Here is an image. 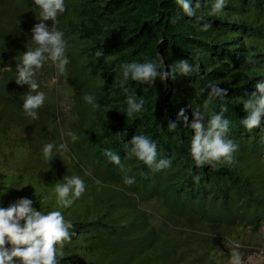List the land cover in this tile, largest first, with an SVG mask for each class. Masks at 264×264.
I'll return each instance as SVG.
<instances>
[{
    "label": "trees",
    "instance_id": "1",
    "mask_svg": "<svg viewBox=\"0 0 264 264\" xmlns=\"http://www.w3.org/2000/svg\"><path fill=\"white\" fill-rule=\"evenodd\" d=\"M213 3L201 0L196 8L192 0L196 17H188L176 0H65L56 28L70 63L64 75L50 61L37 73L46 100L32 120L22 108L29 88L16 84V65L36 47L32 28L40 9L34 0H0V207L28 198L45 214L61 211L75 235L60 264H227L232 239L244 261L264 254V117L251 132L240 123L247 115L243 102L264 81V0H226L215 16L209 15ZM205 22L208 31L201 30ZM160 58L174 76L121 85L123 64ZM181 60L198 70L182 76ZM209 83L227 94L205 108ZM133 94L145 104L130 118L126 99ZM225 106L228 138L239 145L236 163L198 168L190 155L194 130L182 119L176 131L167 125L177 122L180 109L190 125L195 108L210 116ZM137 135L155 141L157 159H170L171 167L153 171L129 158ZM47 143H66L68 151L54 147L46 160ZM105 149L120 155L124 170L108 161ZM73 175L86 191L63 208L54 187ZM125 176L135 183L125 185Z\"/></svg>",
    "mask_w": 264,
    "mask_h": 264
},
{
    "label": "clouds",
    "instance_id": "2",
    "mask_svg": "<svg viewBox=\"0 0 264 264\" xmlns=\"http://www.w3.org/2000/svg\"><path fill=\"white\" fill-rule=\"evenodd\" d=\"M205 5L207 0H204ZM36 7L40 9L39 23L32 28V40L35 48H29L23 53L21 61L16 65L17 85H27L28 93L23 98V111L32 120L39 119L38 109L42 108L46 100L44 92L39 91L40 85L37 82V73L48 61L52 62L61 75L66 74V66L70 63L66 55L68 44L64 38V33L57 30L56 24L58 16L66 11L65 0H34ZM176 4L188 17H196V11L192 7V0H176ZM196 8L201 7V0H196ZM226 7V0H214L209 15L215 16ZM203 20V17H197ZM45 21H51L49 27ZM174 22V21H173ZM212 27L211 23L205 22L201 26L202 31H208ZM102 51H97V58L102 56ZM160 63L147 61L144 63H125L121 66L123 86L129 79L143 84L154 85L157 78L161 81L166 80L170 75L174 76V70L165 71L163 60ZM177 67L182 76H189L194 71L187 60H181ZM210 91L208 101L210 103L214 97L224 99L227 91L217 87L215 83H209ZM257 92L251 94L250 98L243 102L246 117L240 123L251 132L261 125L264 117V81L258 82L254 86ZM257 93H259L257 95ZM84 100L99 110L100 105L95 103V97L86 95ZM128 105L126 110L127 117H134L135 114L144 110L145 101L143 98L137 100L136 96L129 95L126 99ZM226 106L222 107L219 113L210 116L199 108L193 110V120L188 125V117L185 110L180 109L177 122L170 121L167 125L170 131L179 128V121L182 119L186 126L194 130V136L190 145V155L196 167L204 165H215L224 163L229 166L235 165V154L239 151L238 143L228 138L230 121L224 118ZM206 121V122H205ZM68 135L73 141L78 137L69 132ZM129 145V144H128ZM128 145H125L127 147ZM130 149L127 152L129 158L136 157L153 171H161L171 167L170 159H157V144L145 135H137L130 141ZM57 148L60 152H67L66 143H61L58 147L53 143L43 146L42 152L46 160H52L53 149ZM104 155L112 164L124 170L120 155L111 149H105ZM91 175L90 172L86 173ZM64 183H57L54 191L57 195V202L63 208H69L80 199L86 191L84 180L77 175L63 177ZM194 181L199 182L200 177L194 176ZM100 183L99 180L96 181ZM135 183L134 177L125 176L124 184L131 186ZM46 199V198H43ZM73 225L65 220L59 210L48 211L47 214L38 211L33 207V201L28 198H20L10 204L7 208L0 207V264H60L64 259L63 248L70 242L75 233L70 232ZM11 245L7 247L6 245ZM231 247L228 264H245L244 253L240 251V243L232 239L229 241ZM57 246H59V251Z\"/></svg>",
    "mask_w": 264,
    "mask_h": 264
},
{
    "label": "rangeland",
    "instance_id": "3",
    "mask_svg": "<svg viewBox=\"0 0 264 264\" xmlns=\"http://www.w3.org/2000/svg\"><path fill=\"white\" fill-rule=\"evenodd\" d=\"M245 264H264V254H262L261 252H255L251 254L245 260Z\"/></svg>",
    "mask_w": 264,
    "mask_h": 264
}]
</instances>
